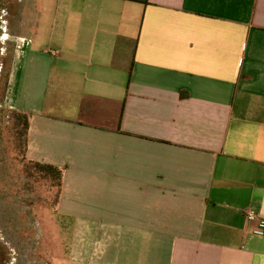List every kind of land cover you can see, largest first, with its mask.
I'll return each mask as SVG.
<instances>
[{
	"label": "crops",
	"instance_id": "crops-1",
	"mask_svg": "<svg viewBox=\"0 0 264 264\" xmlns=\"http://www.w3.org/2000/svg\"><path fill=\"white\" fill-rule=\"evenodd\" d=\"M3 9L8 108L23 161L61 171L70 264H264V0Z\"/></svg>",
	"mask_w": 264,
	"mask_h": 264
},
{
	"label": "rangeland",
	"instance_id": "rangeland-1",
	"mask_svg": "<svg viewBox=\"0 0 264 264\" xmlns=\"http://www.w3.org/2000/svg\"><path fill=\"white\" fill-rule=\"evenodd\" d=\"M2 41L6 43L5 39ZM9 64L10 56L5 67L9 68ZM9 78L0 86V264L3 261V264H70L69 246L74 222L55 209L57 188L52 186L51 181L39 177L32 186L40 197V204L34 211L28 210L29 206H23L21 210L20 206L17 208L3 197L4 194L6 196V183L14 187L15 181L20 180L19 165L24 164L16 154L24 148L22 137L15 134L11 117L13 110L8 108L10 104L7 103L11 96ZM20 131L21 127H18L17 132ZM31 214H34L33 218Z\"/></svg>",
	"mask_w": 264,
	"mask_h": 264
},
{
	"label": "flooded vegetation",
	"instance_id": "flooded-vegetation-1",
	"mask_svg": "<svg viewBox=\"0 0 264 264\" xmlns=\"http://www.w3.org/2000/svg\"><path fill=\"white\" fill-rule=\"evenodd\" d=\"M5 0H0V86L5 82V79L9 76L11 73V66H13V59L15 57V45L10 43L9 41H6V43H3L2 39V33H3V27H4V5ZM10 56V64L9 68H6V62H7V57ZM14 69H12V72ZM1 92L0 91V107H2V98H1ZM19 152H16V154L21 157L22 162H23V156L22 154H18ZM30 171L28 166H25L23 163L19 165V174H20V180H16L14 183V187L12 184H7L5 187L4 192L6 191V196L4 194V200L9 202L12 205H15L17 208L20 206V209L22 210V207L29 206V209H32L33 211L37 208L36 206H39L40 204V197L37 191L33 190L32 186L36 184L39 179L37 174H34L32 176H28V172ZM32 172H35L34 169L32 168ZM4 188V187H2ZM14 188V190H13ZM54 202H55V197H54ZM45 204V203H43ZM51 206L53 205V202L50 204ZM18 214H22L21 211L18 212ZM31 217H34V214H31ZM4 263V261H3ZM1 263V264H3Z\"/></svg>",
	"mask_w": 264,
	"mask_h": 264
},
{
	"label": "trees",
	"instance_id": "trees-1",
	"mask_svg": "<svg viewBox=\"0 0 264 264\" xmlns=\"http://www.w3.org/2000/svg\"><path fill=\"white\" fill-rule=\"evenodd\" d=\"M11 117L14 120L13 122V128L15 130V134L18 137V134L22 137V145L25 148L26 143V133L28 128V118L25 113H21L18 111H12ZM21 127V131L17 132V128ZM24 148L22 149V152H19L18 154H22V158H24ZM24 165L28 166L30 171L28 172V176H32L33 173L37 174L38 177L47 178L51 181L52 186L57 188V194L60 188V178H61V171L53 166L47 165V164H41L37 162H31V161H24ZM32 168L35 172H32ZM56 194V196H57ZM55 196V198H56Z\"/></svg>",
	"mask_w": 264,
	"mask_h": 264
},
{
	"label": "built area",
	"instance_id": "built-area-1",
	"mask_svg": "<svg viewBox=\"0 0 264 264\" xmlns=\"http://www.w3.org/2000/svg\"><path fill=\"white\" fill-rule=\"evenodd\" d=\"M51 53L53 54L54 52H51ZM243 215H244V218H245V220L247 222H254L256 220V218H257L256 213L253 210H251V209L244 210ZM253 232L255 234H259L260 235V234H262V228H257L255 230H253Z\"/></svg>",
	"mask_w": 264,
	"mask_h": 264
}]
</instances>
